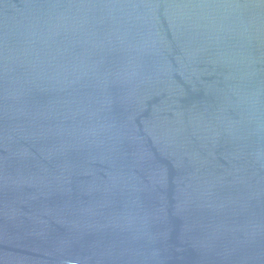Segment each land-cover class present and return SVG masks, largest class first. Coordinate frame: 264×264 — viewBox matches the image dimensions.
Listing matches in <instances>:
<instances>
[{
	"label": "water",
	"instance_id": "1",
	"mask_svg": "<svg viewBox=\"0 0 264 264\" xmlns=\"http://www.w3.org/2000/svg\"><path fill=\"white\" fill-rule=\"evenodd\" d=\"M0 264H264V0H0Z\"/></svg>",
	"mask_w": 264,
	"mask_h": 264
}]
</instances>
